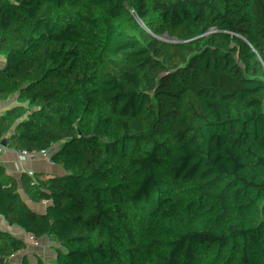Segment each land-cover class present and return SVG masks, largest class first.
I'll return each mask as SVG.
<instances>
[{
	"label": "trees",
	"instance_id": "1",
	"mask_svg": "<svg viewBox=\"0 0 264 264\" xmlns=\"http://www.w3.org/2000/svg\"><path fill=\"white\" fill-rule=\"evenodd\" d=\"M0 264H264V0H0Z\"/></svg>",
	"mask_w": 264,
	"mask_h": 264
},
{
	"label": "rangeland",
	"instance_id": "2",
	"mask_svg": "<svg viewBox=\"0 0 264 264\" xmlns=\"http://www.w3.org/2000/svg\"><path fill=\"white\" fill-rule=\"evenodd\" d=\"M44 1H46V0H41V8H42V3H43ZM69 108L72 110V112H73V116H74V117H75L76 115L79 114V110H78V109H75V108H73V107H69ZM124 169L130 170V167H129V166H125ZM159 176H161V174H159ZM159 176H158V177H159Z\"/></svg>",
	"mask_w": 264,
	"mask_h": 264
},
{
	"label": "water",
	"instance_id": "3",
	"mask_svg": "<svg viewBox=\"0 0 264 264\" xmlns=\"http://www.w3.org/2000/svg\"><path fill=\"white\" fill-rule=\"evenodd\" d=\"M121 169V168H120Z\"/></svg>",
	"mask_w": 264,
	"mask_h": 264
}]
</instances>
